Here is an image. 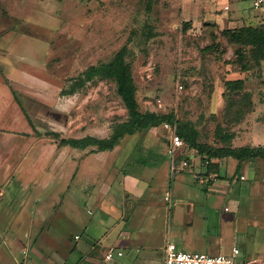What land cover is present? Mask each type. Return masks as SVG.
<instances>
[{"label": "rangeland", "instance_id": "374dc122", "mask_svg": "<svg viewBox=\"0 0 264 264\" xmlns=\"http://www.w3.org/2000/svg\"><path fill=\"white\" fill-rule=\"evenodd\" d=\"M252 2L0 0V147L11 143L19 153V145L20 153L30 155L41 147L43 169L52 168L58 178L51 189L66 187L74 164L66 157L69 147L58 146L45 131L67 137L108 136L114 123L126 119V109L110 80L86 82L71 94L62 93L87 66L109 60L123 45L129 49L127 60L139 109L172 111L179 120L195 125L200 142L220 144L215 130L229 126L221 111L223 82L242 78L243 90L264 88V62L254 63L244 47L243 61L248 68L244 70L235 53L237 44L222 33L227 28L264 22V2L258 8ZM11 88L39 134L29 125ZM254 121L251 129L244 123L232 127L240 130L237 143L247 142L250 130L259 131ZM159 131L153 135L152 147L158 152L154 158L162 174L168 169L170 133ZM152 134L147 129L126 136L130 142ZM128 144L123 148L130 151ZM25 157L21 155L23 164H28L24 169L33 170L30 167L36 160ZM196 163L198 166V159ZM138 166L142 171L136 172H145L143 163ZM124 169L135 172L132 164ZM188 171L172 181L166 174L155 197V215L143 218L140 229L153 237L157 247L170 239L184 251L210 254L226 253L234 245L239 249L237 264H241L248 235L257 226L255 214L236 211L235 192L227 189L226 181L217 185L221 192L207 194ZM233 171L225 165L221 168L222 175L236 186L240 181ZM165 191L171 192L169 200L164 199ZM238 199L244 206V201L252 200ZM155 253L160 260L163 251L158 247Z\"/></svg>", "mask_w": 264, "mask_h": 264}, {"label": "crops", "instance_id": "0c3cea01", "mask_svg": "<svg viewBox=\"0 0 264 264\" xmlns=\"http://www.w3.org/2000/svg\"><path fill=\"white\" fill-rule=\"evenodd\" d=\"M260 97V93L253 95V110L236 126L249 124L248 129H251V122L255 119L259 131L250 130L248 141L237 143L240 130L232 128L235 131L233 146L264 144V120L261 119L264 116V93L262 99ZM158 129L159 132L165 131L161 125H153L149 128L153 133L149 137L136 138L130 143L125 136L111 150L89 152V147L63 146L69 147L66 157L74 162L63 188L51 189V184L58 178L52 168L43 169L41 147L34 155L25 151L20 153L19 145V153H16L17 148H11V143L0 147V264H163L166 243L158 246L163 251L158 260L155 253L158 247L152 243L153 237L139 227L143 218L155 215V197L163 178L166 174L170 176L169 161L168 172L161 174V166L154 158L158 152L152 147L153 135ZM127 144L130 151L123 148ZM21 155L36 160L30 167L33 170L24 169L28 164H23ZM38 158H42L39 159L41 162ZM48 160L51 161V155ZM194 162V169L188 171L193 172V177L201 170L196 160ZM140 163L145 166L142 174L138 173L142 171L138 166ZM130 164L134 165V173L124 169ZM236 164L233 158L222 161V167L232 168L233 173ZM196 166L199 169L195 170ZM178 174L170 176V180ZM236 174L240 181L236 186L228 176L211 177L208 183L195 180L202 184L207 194L221 192L217 185L226 181L227 189L235 192L232 197L236 211L241 214L244 209L241 215L249 211L255 214L257 226L248 235V245L240 262L264 264V159L244 161ZM167 193L171 194L165 191L164 199ZM239 196L245 200L251 197L249 202L252 204H247L246 200L245 206L241 205ZM109 248L113 249V255L106 259ZM118 251L122 254L118 255ZM219 253L222 252L210 254Z\"/></svg>", "mask_w": 264, "mask_h": 264}, {"label": "trees", "instance_id": "16d2710c", "mask_svg": "<svg viewBox=\"0 0 264 264\" xmlns=\"http://www.w3.org/2000/svg\"><path fill=\"white\" fill-rule=\"evenodd\" d=\"M222 33L226 34L232 42L237 44L235 53L238 55L239 63L244 70L248 69L247 64L243 61L244 57H246L244 47H248L249 55L247 57L252 59L254 63L264 62V22L258 25L227 28L222 30ZM128 53V47L126 45L121 46L109 60L87 66L77 76L71 87L62 91L64 94H71L77 87H82L86 82L99 79L110 80L114 83L116 94L126 109V119L114 123L111 127V133L105 137H97L90 134L81 137H67L61 136L57 131H45V134L51 135L57 140L58 146H69L80 149L89 147V152L111 150L126 135L142 132L153 125H161L164 122H176L177 133L185 143L182 157L188 159V151H192L196 159H198V164L201 168L200 172L197 173L205 176L207 183L210 182L211 177H227L221 173L222 161L226 158H233L237 161L234 174L240 170L244 161L255 158L264 159V144L256 146L232 145V139L235 136V131L232 127L242 122L246 115L253 110L255 106L253 95L256 94L257 96L260 93V98L262 99L264 88L256 92L252 89L243 90L244 80H225L221 93V97L223 98L221 111H223L225 121L229 126L227 128L219 126L216 128L215 135L220 144L200 142L197 139L198 130L189 120H179L172 111L160 113L150 110L141 111L139 109L132 67L131 63L127 60ZM11 92L16 102L21 106L31 128L36 134H39V131L19 100L16 90L11 88ZM194 161H190L189 171L194 169Z\"/></svg>", "mask_w": 264, "mask_h": 264}, {"label": "built area", "instance_id": "2783aa9c", "mask_svg": "<svg viewBox=\"0 0 264 264\" xmlns=\"http://www.w3.org/2000/svg\"><path fill=\"white\" fill-rule=\"evenodd\" d=\"M264 0H253L252 4L255 8H258L263 4ZM227 6H225L226 8ZM181 87V85H178ZM165 131L170 133V143L167 149L168 161H169V174L171 176L188 170L190 161L196 159L192 151H188V159L182 157V153L185 150V143L182 137L177 133L176 122H164L161 124ZM194 177L199 182H206L207 178L203 175L194 174ZM244 178V176H241ZM169 200V194L165 197ZM227 209V207H225ZM118 255L122 252L118 251ZM113 255V249L109 248L105 254L106 259H111ZM239 255V249L233 246L228 253L219 254H207L204 252H190L180 250L176 244L167 240L164 247L163 264H237V258Z\"/></svg>", "mask_w": 264, "mask_h": 264}]
</instances>
